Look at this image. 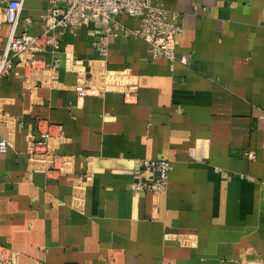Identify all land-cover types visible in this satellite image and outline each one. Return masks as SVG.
Returning <instances> with one entry per match:
<instances>
[{
  "label": "crops",
  "instance_id": "0c3cea01",
  "mask_svg": "<svg viewBox=\"0 0 264 264\" xmlns=\"http://www.w3.org/2000/svg\"><path fill=\"white\" fill-rule=\"evenodd\" d=\"M20 1L16 34H40L49 0ZM152 3L178 13L173 60L120 30L101 54L103 28L79 23L0 78V248L16 264H264V0ZM47 124L60 169L29 154ZM160 158L167 189H134L140 159Z\"/></svg>",
  "mask_w": 264,
  "mask_h": 264
},
{
  "label": "built area",
  "instance_id": "2783aa9c",
  "mask_svg": "<svg viewBox=\"0 0 264 264\" xmlns=\"http://www.w3.org/2000/svg\"><path fill=\"white\" fill-rule=\"evenodd\" d=\"M49 4L44 16L42 32L38 35L28 34L25 31L16 34L22 7L20 0H8L4 5L3 15L10 25V30L5 37L0 35V78L9 74L17 63L33 67L37 61L35 53L54 52L59 48L58 28H65L75 33L79 23L92 22L103 28V34L99 41L95 42L101 54L106 52L109 38L116 36L120 30L133 38L145 41L152 57L175 59V38L181 29V25L177 22L178 13L167 11L161 5H154L152 0H49ZM121 14L136 18L137 26L128 28L120 23L117 17ZM180 59L184 61V58ZM76 90L78 97L94 93L93 89L80 85ZM123 94L126 100L136 96L135 92L128 88H125ZM57 127L61 128L59 125ZM38 130L39 139L31 140L29 154L46 156L52 168L60 169L62 156L55 154L50 147L54 135L53 125L47 124L44 128L38 127ZM8 146V141L0 138V151H6ZM246 155L248 158H253L254 152L247 151ZM171 170L172 165L167 159H140L139 166L133 172L139 180L134 182L133 188L147 190L153 194L164 192L167 189ZM13 258L0 248V264H16Z\"/></svg>",
  "mask_w": 264,
  "mask_h": 264
}]
</instances>
